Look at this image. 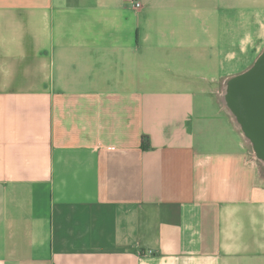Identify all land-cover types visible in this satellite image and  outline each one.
Masks as SVG:
<instances>
[{"label": "crops", "instance_id": "1", "mask_svg": "<svg viewBox=\"0 0 264 264\" xmlns=\"http://www.w3.org/2000/svg\"><path fill=\"white\" fill-rule=\"evenodd\" d=\"M263 51L264 0H0V264H264Z\"/></svg>", "mask_w": 264, "mask_h": 264}, {"label": "water", "instance_id": "2", "mask_svg": "<svg viewBox=\"0 0 264 264\" xmlns=\"http://www.w3.org/2000/svg\"><path fill=\"white\" fill-rule=\"evenodd\" d=\"M224 100L264 164V51L253 67L229 81Z\"/></svg>", "mask_w": 264, "mask_h": 264}, {"label": "built area", "instance_id": "3", "mask_svg": "<svg viewBox=\"0 0 264 264\" xmlns=\"http://www.w3.org/2000/svg\"><path fill=\"white\" fill-rule=\"evenodd\" d=\"M136 7L137 8H140L141 7V4L140 3H136Z\"/></svg>", "mask_w": 264, "mask_h": 264}, {"label": "rangeland", "instance_id": "4", "mask_svg": "<svg viewBox=\"0 0 264 264\" xmlns=\"http://www.w3.org/2000/svg\"><path fill=\"white\" fill-rule=\"evenodd\" d=\"M251 148H252V146H251ZM252 151H253V148H252ZM253 154H254V151H253ZM263 173H264V168H263Z\"/></svg>", "mask_w": 264, "mask_h": 264}]
</instances>
